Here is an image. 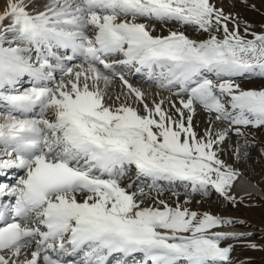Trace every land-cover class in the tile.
<instances>
[{"label":"snow or ice","instance_id":"obj_1","mask_svg":"<svg viewBox=\"0 0 264 264\" xmlns=\"http://www.w3.org/2000/svg\"><path fill=\"white\" fill-rule=\"evenodd\" d=\"M39 7L7 0L0 13V103L7 109L0 113V177L23 171L14 183L0 182V264H228L231 248L220 245L230 237L211 230L230 221L163 200L142 207L143 188L139 196L129 189L151 181L150 190L160 191L165 182L229 198L237 173L214 150L227 132L198 137L191 114L198 104L237 126V135L238 126L264 125V90L235 82L264 77V35L246 40L229 32L228 17L209 0H46ZM141 19L195 25L209 38L153 36ZM221 26L218 39L212 33ZM115 54L161 87H179L176 95L187 99L178 118L163 102L149 108L108 62ZM116 75L132 103L108 94ZM25 77L30 87L21 91ZM133 168L132 183L122 186Z\"/></svg>","mask_w":264,"mask_h":264},{"label":"rangeland","instance_id":"obj_2","mask_svg":"<svg viewBox=\"0 0 264 264\" xmlns=\"http://www.w3.org/2000/svg\"><path fill=\"white\" fill-rule=\"evenodd\" d=\"M1 1V0H0ZM39 5H42L46 0H36ZM217 10L222 11L229 32L238 30L240 36L246 40H251L254 35H264V0H209ZM39 9V8H38ZM37 9V10H38ZM138 22L144 23L153 36L166 37L170 32L183 33L191 40L200 42L209 38L208 32H203L197 29L195 25H181L177 22H161L155 20L141 19ZM218 39L223 38V27L219 31H213ZM121 54H115L112 59H119ZM82 60L73 64L81 63ZM120 75L132 85L133 88L138 85L143 89H151L154 93L166 95L168 98L187 99L186 96L175 97V93L166 91L161 86L154 84H141L136 79L128 78L131 74L128 67L115 69ZM61 75L58 76L60 78ZM57 78V79H58ZM122 83L119 75L113 76L112 80ZM243 80V81H242ZM156 81V79H155ZM239 81H241L239 83ZM242 90H264V77H252L247 79L236 78L235 81ZM121 84V85H122ZM50 86H54L50 85ZM103 87V84H101ZM108 94L110 92L107 90ZM111 96V95H110ZM115 100V95L111 96ZM120 100L116 103L123 102V97L119 95ZM110 103L112 101H109ZM136 104V105H135ZM155 104H158L155 103ZM154 104V105H155ZM172 101L166 100L163 102V109L178 118L175 106L172 107ZM133 107L140 109L143 113V106L139 103H134ZM181 107V106H180ZM195 112L192 115V128L198 137H203L206 131H211L213 137L217 134L227 132V137L223 143L217 144L214 150L217 156L222 160L226 167L231 168L235 173L239 172L241 176H245L248 181H251L255 186L264 193V125L259 127H250L240 130L242 135L236 134L235 126L230 125L228 121L216 120L215 113H209L200 105H194ZM149 108H152L149 105ZM230 110V109H229ZM185 111V118L190 113ZM202 117H199V113ZM185 122L186 119H185ZM16 175V174H14ZM23 172L17 173V178L22 176ZM133 175L130 173L122 180L125 185L132 183ZM13 179L12 183H14ZM151 181L139 183L136 187L130 188L129 191H136L139 195V189L143 188L144 196L142 197L145 203L144 206H153L154 200H163L169 207L175 208L179 204L182 208H188L190 211L196 212L202 216L204 214L212 215L222 221H230L231 223L222 225L212 232L223 233L224 229L233 228L241 230L237 238H228L221 241V247H229L228 264H264V199L253 195L240 197L233 195L226 199L224 196L217 193L214 189H210L207 195L200 192L191 194L190 188L180 186L179 190H170V188H162L160 191L150 190ZM167 187V186H166ZM233 194L235 192H232ZM228 226V227H227ZM244 231V232H243ZM247 231V232H246ZM225 234V233H223ZM228 236V235H227ZM254 246V247H253ZM23 256V254H22Z\"/></svg>","mask_w":264,"mask_h":264},{"label":"bare ground","instance_id":"obj_3","mask_svg":"<svg viewBox=\"0 0 264 264\" xmlns=\"http://www.w3.org/2000/svg\"><path fill=\"white\" fill-rule=\"evenodd\" d=\"M6 5H7V0H1L0 1V13H2L3 11L6 10ZM42 6H43V4L40 5V7H39L38 10H43L42 9ZM72 62H74V61H72ZM100 67L102 68V66H100ZM131 68L134 69V67H131ZM134 72H135V70H134ZM106 74H108V73H106ZM139 74L140 73H135L133 75V78L136 79L141 84H149L150 83L149 80L148 81L146 79L144 80L143 79V76H140ZM23 80H24V83L23 84H25L26 82H29L30 81V78L28 79V78L25 77V78H23ZM157 84L158 85H156V86H160V83L159 82ZM27 86L30 87V85H27ZM135 88L139 89L141 92L144 93V102L148 106L151 105L153 107L155 103H157V102L158 103H161V102H164L166 100L172 101V104L175 105L177 108H180V106H181V104H180V100L181 99L179 100V99H175V98H172V97L167 99V96L165 94L164 95L158 94V92H155L154 93L151 89H147V88H143L142 89L139 85L137 87H135ZM107 90L110 92L109 95H111V96H114V95L115 96L122 95L124 98L127 97V89L124 87V85H121L119 83L118 79H117V81L116 80H112L111 81V84L108 85ZM128 98H129L128 102L129 103H132V98H130V97H128ZM124 100L125 99H123V101ZM5 110H7V109H5ZM2 112H4V111L0 110V113H2ZM198 113H199V115H201L199 117H202L203 116L202 113H200V112H198ZM129 173L131 175L135 176V170H134V168ZM238 173H237L236 179L232 182L231 187L227 189V195H228V197H232L233 195H235V196L238 195L240 197H245L246 195H253V196H256L258 198H263L264 199V193L259 189V187L255 186L256 184L254 185L251 181H248L245 178V176H241ZM138 184L139 183H137L135 185V187ZM161 184L163 185L164 190H165V188H170V190H179L180 189V186L179 187H176V186L169 187L165 182H161ZM122 186L127 187L128 185H125V183L122 182ZM232 192H235V193L233 194ZM223 233H225L229 237H233V236H238L241 233V230L236 229V228L233 229L231 227V228H228V229H224V232Z\"/></svg>","mask_w":264,"mask_h":264}]
</instances>
